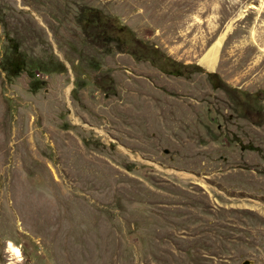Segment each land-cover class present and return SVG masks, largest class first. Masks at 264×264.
I'll use <instances>...</instances> for the list:
<instances>
[{"label":"rangeland","instance_id":"rangeland-1","mask_svg":"<svg viewBox=\"0 0 264 264\" xmlns=\"http://www.w3.org/2000/svg\"><path fill=\"white\" fill-rule=\"evenodd\" d=\"M0 264H264V0H0Z\"/></svg>","mask_w":264,"mask_h":264},{"label":"bare ground","instance_id":"bare-ground-1","mask_svg":"<svg viewBox=\"0 0 264 264\" xmlns=\"http://www.w3.org/2000/svg\"><path fill=\"white\" fill-rule=\"evenodd\" d=\"M241 16H242V12L238 15V17H241ZM228 29H229V27L227 28V30L222 34V36L213 44V46L206 52V54L200 60V65H202L208 71H213L215 68L218 49L221 45V42L223 41L225 33L228 31ZM8 247L14 254L19 255L18 251H17L18 249L14 248L10 243L8 244Z\"/></svg>","mask_w":264,"mask_h":264}]
</instances>
